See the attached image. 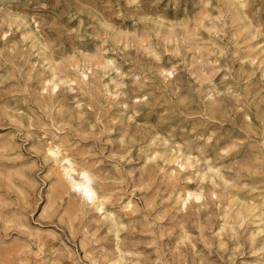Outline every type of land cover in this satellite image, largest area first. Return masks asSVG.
<instances>
[{"label": "rangeland", "instance_id": "1", "mask_svg": "<svg viewBox=\"0 0 264 264\" xmlns=\"http://www.w3.org/2000/svg\"><path fill=\"white\" fill-rule=\"evenodd\" d=\"M0 264H264V0H0Z\"/></svg>", "mask_w": 264, "mask_h": 264}, {"label": "bare ground", "instance_id": "2", "mask_svg": "<svg viewBox=\"0 0 264 264\" xmlns=\"http://www.w3.org/2000/svg\"><path fill=\"white\" fill-rule=\"evenodd\" d=\"M50 151L54 154V155H56L57 154V149H55V148H50ZM69 163V162H68ZM68 166V165H67ZM71 170V169H70ZM82 172V173H81ZM80 173L82 174H80L81 175V177H80V180L78 181V182H74V181H72V185L74 186V187H77L78 186V188H80L81 189V192H82V194L84 195V197H86V198H90V197H92V195H94V189H93V187L91 186V177H90V175H89V173L88 172H86V171H81ZM72 177V176H71ZM79 189V190H80ZM80 192V193H81ZM188 194L187 195H189V191L187 192ZM83 195H82V197H83ZM197 197V196H196Z\"/></svg>", "mask_w": 264, "mask_h": 264}]
</instances>
